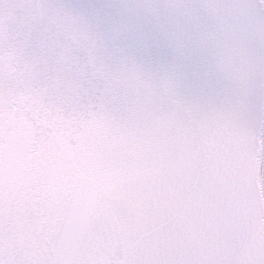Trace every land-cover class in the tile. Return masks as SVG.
<instances>
[{"label": "snow or ice", "instance_id": "snow-or-ice-1", "mask_svg": "<svg viewBox=\"0 0 264 264\" xmlns=\"http://www.w3.org/2000/svg\"><path fill=\"white\" fill-rule=\"evenodd\" d=\"M0 264H264V0H0Z\"/></svg>", "mask_w": 264, "mask_h": 264}]
</instances>
